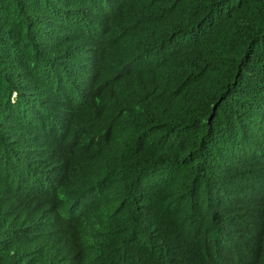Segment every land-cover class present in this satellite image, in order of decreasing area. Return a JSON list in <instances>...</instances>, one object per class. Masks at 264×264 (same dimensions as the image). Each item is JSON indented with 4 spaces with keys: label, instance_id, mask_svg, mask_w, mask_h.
Returning <instances> with one entry per match:
<instances>
[{
    "label": "trees",
    "instance_id": "16d2710c",
    "mask_svg": "<svg viewBox=\"0 0 264 264\" xmlns=\"http://www.w3.org/2000/svg\"><path fill=\"white\" fill-rule=\"evenodd\" d=\"M44 107L72 120L31 191L12 160L35 138L13 125ZM238 140L259 156L220 167ZM33 197L39 217L86 203L79 264H210L249 231L237 258L264 264V0H0V215L28 222ZM12 253L47 264L35 243Z\"/></svg>",
    "mask_w": 264,
    "mask_h": 264
},
{
    "label": "clouds",
    "instance_id": "9594fccd",
    "mask_svg": "<svg viewBox=\"0 0 264 264\" xmlns=\"http://www.w3.org/2000/svg\"><path fill=\"white\" fill-rule=\"evenodd\" d=\"M46 107V106H45ZM45 107L42 112L32 113L31 118L24 120L15 119L13 129L22 130L31 134L35 139L27 145H34L33 150L20 149V155L13 159L19 169L36 185V188L31 191L47 190L48 183L57 172L62 168V154L56 147V142L63 139V136L71 124L69 113H57L55 116H50V112H45ZM221 130V129H220ZM228 138L230 136H227ZM216 144L215 138H206L205 142ZM247 142L238 140L235 148L226 146L216 157V162L222 163L220 167H225L228 164L239 162L237 151L240 150L249 157L250 161H254L256 156H259L257 148H249L250 153L245 150ZM219 145H225L219 143ZM236 151V153H235ZM230 160V162H227ZM43 199L33 197L25 203L29 204V208H25L27 212H37L36 217H30L28 222L10 223L6 215H0V264H12L13 253L12 249L20 242H29L36 244V252L40 253L47 264H79L77 255L73 248L80 244L86 238V232L91 225V222L85 219V205L83 203H72L67 207H62L57 211L45 212L44 216L39 217L43 208ZM209 207L223 208L231 201L223 200L222 196L211 193L208 197ZM252 220V219H249ZM213 240L227 243L226 229L227 226L219 228L209 220ZM97 229V225L94 226ZM257 230V229H256ZM9 231H17L16 234H9ZM244 238L240 239L234 251L228 253L223 250L218 254L215 261L210 264H247L243 262L238 255L246 254V244L254 236H262L257 231H249ZM224 235V236H222ZM112 238L113 230L109 232ZM76 240L79 242L75 243ZM110 244V242H108ZM107 244V245H108ZM106 250V249H105ZM65 253H71V256L65 257ZM228 255L230 261L225 263L221 260L222 255ZM240 257V256H239Z\"/></svg>",
    "mask_w": 264,
    "mask_h": 264
}]
</instances>
